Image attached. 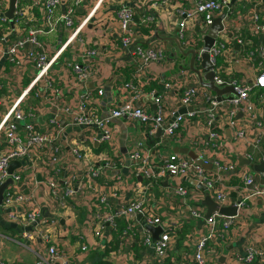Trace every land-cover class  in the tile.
<instances>
[{
	"label": "crops",
	"instance_id": "crops-1",
	"mask_svg": "<svg viewBox=\"0 0 264 264\" xmlns=\"http://www.w3.org/2000/svg\"><path fill=\"white\" fill-rule=\"evenodd\" d=\"M2 1V10L5 14L9 6V0ZM63 0L55 8L53 27L47 31L43 23V3L42 0H16L13 23H0V38L7 35L5 42L0 41V46H6L8 42L23 35L29 27H45L46 31L38 33V38L42 41L48 54H52L65 41L69 30H65L61 24V14L67 4L72 3ZM235 0L229 7L227 15L223 18V23L227 28V52L231 56L229 63L224 62L223 56H217L216 62L220 67L228 66L229 74L235 78L250 82L260 70V56L257 51L253 56L247 55L245 45L234 39L232 32L237 31L244 37L252 39L256 37L258 42L255 47L264 44V29H253L252 26L264 23V0L259 4L258 0H248L246 6L234 12L233 6L241 7L244 2ZM194 4L193 0H82L74 12V22L77 25L80 19L87 14L89 18L79 31L81 40L73 39L60 51L54 66L51 69L58 86L63 89V94L67 101L73 105L77 103L79 96L87 90L94 91L98 86H102L104 93L95 103L98 112L106 115L109 108L114 103H119L124 99L126 89L122 88L125 76L119 72L123 67L134 68L129 76V81H143L141 95L134 99L135 103L142 104L147 109L153 111L155 102L153 95L158 91H163V81H173L177 85L199 84L202 86L198 75L189 67V55L180 54L173 38L176 36V28L181 17L179 9H188ZM130 6L134 9V15L130 28L132 30L131 40L127 45L122 43L121 37L126 34L122 32L117 18V11L120 7ZM240 7V8H241ZM259 13V18L251 21L250 14ZM150 17V21H141L142 17ZM16 17V18H15ZM194 30L198 32L196 26ZM176 33V34H175ZM168 36V37H167ZM252 41H254L252 39ZM137 45L148 46L154 49L160 48L166 55L164 61H151L141 63L139 56L135 54ZM96 49L95 53H88L89 49ZM189 46H185V49ZM88 62L95 70V76H91L85 81L74 84L73 73L69 62ZM187 62L188 66H184ZM194 66L203 73L200 66V59H195ZM30 77V67L17 70L12 62L5 56H0V94L16 96ZM120 79V82L117 80ZM204 87V86H202ZM106 88L110 90L107 94ZM207 88V87H205ZM209 89V88H208ZM213 94L215 92L209 89ZM260 89L254 87L250 92V98L254 106V115L247 117L239 115V123L245 128L241 138H233V129L228 127L221 117L224 111L220 110L219 117L223 119L221 127H217V136L213 137L210 144H198L200 139H209V129L200 121L191 118L177 131L181 135V140L175 137L151 134L147 124L132 122L124 117H114L110 120L111 126L116 128V133L111 142H100L99 133L95 127H83L68 123V117L58 114L63 132L58 139L59 164L61 170L57 174L62 179L67 172L73 171L79 178L80 183L85 184L83 192L78 190L76 195L67 201V209L62 210L48 199L45 192L41 201V218L46 220V229L51 233L52 240L59 249L69 256L70 261L81 264H94L96 258H107L113 264H195L193 259L194 247L198 238L208 231L207 225L202 219H192L189 217L187 206L199 204L206 213L207 207L202 204L205 194L196 186L188 183L186 177L166 175L155 181V183L145 192L146 204L151 210V214L160 218L164 226L176 228L177 241L174 248L169 252L164 262L152 258V250L146 246H140L139 236L142 225L140 215L133 220V232H129L128 237L121 245L120 235L115 237L117 225L112 228L105 225L100 236L93 235V225L88 222L94 212L113 210L117 206L127 203L134 196V188L145 183L141 175H134L123 165L116 163V166H104L99 175L94 178L96 187L105 194L106 201L103 205L94 206V191L87 186L85 173L87 165L85 161L76 160L71 151L75 144H87L90 147L89 155L97 154L101 150L106 151L110 156L124 158V165L127 163L128 151L135 146L139 140L146 145L147 139L154 135L160 137L155 142V146L150 147L151 153L157 160L170 157L173 154L183 153L174 151L175 146H187L200 153L205 158L218 157L224 159L229 156L235 162V170L243 166H250V172L256 178L257 184L262 185L258 170L254 164L264 161V101L258 99ZM169 102L167 107L176 108V95L168 94ZM127 98V97H126ZM39 96L31 98L25 103V111H30L33 107L39 106L35 110L32 120L41 128H45L48 118L51 116L46 103H40ZM178 109V108H177ZM176 109V110H177ZM31 120V116L26 115ZM25 118V120H27ZM171 115L165 120L167 123ZM24 123H22L23 125ZM263 133L259 136L260 133ZM95 138V139H94ZM258 141L254 145L255 139ZM206 143V142H205ZM156 147V148H155ZM176 152V153H175ZM250 163H242L239 156L248 158ZM245 164V165H244ZM243 165V166H242ZM242 166V167H241ZM233 170V171H235ZM121 172L122 179L119 181L116 174ZM222 181L219 188L226 194V201L222 206H228L237 199V189L242 185L243 179L237 173L230 170L222 171ZM183 181V183H182ZM177 183L190 188L186 196L175 192ZM27 190H25V193ZM42 192V189H41ZM101 194V193H100ZM149 194V195H147ZM211 196V195H210ZM215 213V212H214ZM225 218V217H224ZM126 224L127 221L121 218ZM120 220V219H119ZM117 220V223L119 222ZM221 228V227H220ZM24 228L17 223L7 221L0 210V263L1 264H36L37 250L46 256V246L37 239L28 242L23 236ZM87 244L89 249L82 252L78 249L80 244ZM142 247L139 255L135 252V247ZM248 247L264 248V198L257 197L247 201L232 218L230 228L227 229L224 237L214 236L210 239L205 248V264H247L239 259L244 256ZM121 252V253H120ZM145 252L147 256H145ZM121 254V256H120Z\"/></svg>",
	"mask_w": 264,
	"mask_h": 264
},
{
	"label": "built area",
	"instance_id": "built-area-1",
	"mask_svg": "<svg viewBox=\"0 0 264 264\" xmlns=\"http://www.w3.org/2000/svg\"><path fill=\"white\" fill-rule=\"evenodd\" d=\"M80 1L82 0H73L72 3L67 4L61 14L62 27L69 31L65 41L52 54L46 52L42 41L38 38V33L45 32L47 26L49 27V29L47 27V31L52 29L55 8L63 0H42L45 27H29L23 35L11 40L6 46H0V56H5L17 70H23L28 65L30 67V77L16 96L0 94V184L9 175L13 179L12 185H9L4 192L0 210H2L7 221L17 223L24 228L22 236L28 242L39 239L42 245L46 246V256L37 250L36 264H81L70 261L68 254L59 249L52 240L51 233L46 229V220L41 218L40 213L41 201L39 200L42 199L44 192L53 203V207L56 208L57 206L65 210L67 209V201L75 196L78 190L83 192L85 188V184L80 183L78 176L70 169L62 179L57 176L61 170L58 139L63 132L61 123L56 117L58 114H63L65 117L67 115L66 118L70 124L95 127L99 133L98 140L106 143L111 142L116 133V128L110 124V120L114 117H124L132 122L147 124L151 134H154L157 128L161 126V135L169 138L173 136L180 140L181 135L177 132L179 128L184 125L185 121L195 118L209 129L207 132L209 139L198 140L199 145H206L210 144L212 138L217 136L216 128L221 127L223 119L226 125L233 129V138L243 137L245 128L239 123L238 114L247 117L254 115V106L250 98V92L254 87L263 91L260 92L258 99L264 101V44L253 47L251 38H246L237 32L233 33L234 39L245 45L247 55L253 56L254 52L257 51L261 60L260 70L250 82L235 78L229 74L228 66L220 67L217 62L215 63L214 82L216 84H231L235 91L231 97L219 101L216 99V94H213L205 86L202 87L203 85L199 86L196 83L181 86L173 81H163V91H157L153 95L155 109L151 111L144 105L134 102V99L141 95V86L144 82L130 80L122 83V88L126 89L125 98L119 103H114L106 115H101L95 106L97 100L104 93L103 87L100 85L96 86L94 91L87 90L82 93L77 99V103L73 105L71 101L66 100L63 89L56 83L51 69L58 54L67 43L73 39L81 40L79 31L88 20L89 14L82 17L77 25L75 24V7ZM193 1L194 4L190 8L179 9L181 17L178 21L177 38L184 47H193L196 50L195 59H200L203 34L207 31L214 17L230 0ZM258 1L259 4L263 2V0ZM134 12L132 7L124 5L117 11L120 29L122 32H126L121 37L124 45H127L131 40L130 24ZM250 17L251 21L255 22L259 18V13L253 12ZM151 19L147 16L142 17L141 21L147 22ZM5 20L7 17L4 15L0 0V21ZM197 25L198 32L194 30ZM252 27L253 29H264V23ZM188 28L194 32L189 36L185 33ZM226 32L227 28L223 23V29L219 31L215 45L209 51L213 62L219 55L224 57L226 64L231 60V56L227 52L229 38ZM6 38L7 35H3L0 41L5 42ZM95 51L94 48L87 50L88 53H95ZM135 54L139 56V60L143 64L166 59L162 49L142 45L136 46ZM68 64L71 65L74 84L95 76V70L88 62L72 61ZM184 66H188L187 62L184 63ZM168 94L176 95L175 105L177 107L174 109L167 107ZM32 95L34 97L39 96L42 99L40 103H46V107L51 112L45 128H41L32 120L35 110H38L39 106L33 107L28 112L25 111V103ZM181 106L187 107L186 110L174 115L178 110L177 108ZM189 106L192 108L188 109ZM220 110L224 111V115L221 116L223 119L219 117ZM26 115L31 116V120L27 119ZM170 115V120L164 123ZM22 123L24 124L22 125ZM263 133L261 132L258 137ZM257 141L258 138L255 139L254 145ZM71 151L76 160H84L85 165H87L83 175L86 178L87 186L94 191L93 194L96 197L94 206L103 205L106 201L103 196L105 193L96 187L94 181L104 166L112 167L118 163L126 166L130 173L141 175L145 179L143 185L134 188V196L130 201L113 210L94 212L88 222L93 225V235L100 236L105 225L108 224L114 228L117 219L124 218L127 221V227L120 235L119 244L121 245L128 237L129 232L134 231L133 220L140 215L142 225L140 231L137 232L138 238L143 245L152 250V258L160 262H164L169 252L174 248L177 241V229L164 226L160 218L151 214V210L146 204L145 192L155 181L166 175L195 178L206 186V191L209 192L211 198L222 206L227 197L225 192L219 188L222 181L221 173L230 170L243 179L242 185L237 189L239 197L234 200L237 213L247 201L257 197L264 198V169L258 170L261 179H263V184L258 185L253 173L250 172V166L242 165V168L235 170V162L229 156L224 159L218 157L208 159L197 152L204 162L211 161V168H205L196 163L185 153H177L157 160L151 153L150 147L141 140L137 141L135 146L128 151L125 165L123 157H117L116 160H113L112 156L104 150L92 154V156L89 155L90 147L87 144H75L71 147ZM12 160H19L20 164L16 165L9 173L7 168ZM38 174H40V179L37 177ZM116 177L121 181V172L116 174ZM25 190H27L26 193ZM190 190L182 183H177L175 186V192L182 196H186ZM187 211L190 218L202 219L207 225L208 231L198 238L193 253L195 264H205L204 252L208 241L214 236H219L220 233L224 237L227 229L230 228L232 218L237 214L226 218L215 212L205 218L203 207L199 204L187 206ZM145 224L160 226L162 231L155 242L152 241L151 233L146 230ZM134 234L133 232L129 236H134ZM78 249L85 252L89 247L83 243ZM145 256H147L146 252ZM239 257L241 261L247 264H264V248L248 247L245 255Z\"/></svg>",
	"mask_w": 264,
	"mask_h": 264
},
{
	"label": "water",
	"instance_id": "water-1",
	"mask_svg": "<svg viewBox=\"0 0 264 264\" xmlns=\"http://www.w3.org/2000/svg\"><path fill=\"white\" fill-rule=\"evenodd\" d=\"M235 0H230L229 3L225 6H223L221 12L214 17L212 20L210 26L208 27L207 31L202 36V51L200 53V66L202 68L203 73L200 72L196 66H194L195 57H196V50L193 47H189L185 49L183 45H181L179 39L174 35L170 36L168 38H173L174 42L180 52V54L187 56L189 55V67L198 75L199 81L201 85L213 90L216 94V99L221 101L225 98L231 97L235 91L233 89V86L231 84H216L214 82V75H215V63L216 61H212L210 57V49L215 45V42L218 38L219 31L223 29V22L222 19L227 15L229 7L233 4ZM15 2L16 0H9V6L7 10L5 11V14L9 18L10 23H13V17H14V11H15ZM198 29V25L196 26ZM178 28H176L177 32ZM176 34V33H175ZM107 94L110 93V90L106 88ZM187 107L181 106L178 108V110L174 113L177 114L178 112H183L186 110ZM192 107L189 106L188 109H191ZM173 115V117H174ZM240 115V113L238 114ZM156 135L162 134V127H158L156 132ZM174 151L176 152H183L189 157H191L196 163L201 164L205 168H211L212 164L211 161L204 162L202 157L192 148H189L187 146H175ZM239 160L242 163H250L251 160L248 158H244L239 156ZM19 160H12L9 163V166L7 168L8 172L10 173L12 169L19 165ZM254 167L256 170H262L264 169V161L260 163H255ZM215 168V167H214ZM38 179H40V174L37 175ZM189 184L196 186L202 191H206V186H204L200 181H198L195 178H190L187 180ZM13 179L9 175L6 179L2 181L0 184V205L2 204V199L5 190L9 185H12ZM202 204L207 207V211L205 213V218L209 217L212 213L217 212L218 214L227 217H231L237 214V208L232 202L228 206H220L217 202H215L209 194H205L204 199L202 200ZM146 230L151 233L152 241L155 242V240L158 238L159 233L162 231L160 226H154L151 224H145Z\"/></svg>",
	"mask_w": 264,
	"mask_h": 264
},
{
	"label": "trees",
	"instance_id": "trees-1",
	"mask_svg": "<svg viewBox=\"0 0 264 264\" xmlns=\"http://www.w3.org/2000/svg\"><path fill=\"white\" fill-rule=\"evenodd\" d=\"M68 2H73V1H68ZM16 18V17H15ZM0 23H2V24H8V19L7 20H5V21H0ZM238 32V30L237 31H234V32H232V33H237ZM250 36V35H249ZM248 36V38H250ZM252 39L254 40L253 41V47H255V45H256V43L258 42V40H257V38L256 37H253L252 36ZM134 70V68L132 67V68H130V67H123L122 69H120V74L122 75V76H125L124 77V80H123V82H125V81H129V76H131V73H132V71ZM129 72H130V74H129ZM129 74V76L128 77H126L127 75ZM121 80L120 79H118L117 80V82H120ZM159 138L160 137H158V136H154V135H152V136H150L148 139H147V141H146V143H147V145L148 146H150V147H154L155 146V142L157 141V140H159ZM156 148V147H155ZM112 159L113 160H116L117 159V157L115 156H112ZM182 183H183V181H182ZM120 219V220H119ZM119 219H117V220H119V222L116 224L117 225V231L116 232H114V236L115 237H117V236H119V235H121V233H122V231L123 230H125L126 229V227H127V224L121 219V218H119ZM140 240V239H139ZM139 244H140V246H145V245H143L142 244V242H141V240L139 241ZM142 247H139V246H136L135 248V252L139 255V251H140V249L142 248ZM94 258H96V261H95V263L94 264H113L112 262H110L109 260H107V258H104V257H94Z\"/></svg>",
	"mask_w": 264,
	"mask_h": 264
},
{
	"label": "rangeland",
	"instance_id": "rangeland-1",
	"mask_svg": "<svg viewBox=\"0 0 264 264\" xmlns=\"http://www.w3.org/2000/svg\"><path fill=\"white\" fill-rule=\"evenodd\" d=\"M238 1H242V2H244L243 3V5H242V7H241V4L239 3V7H235V6H233V10H234V12H236L237 10H241V9H243L245 6H246V3L248 2V0H238ZM238 1L235 3V5L238 3ZM246 2V3H245ZM248 3H247V7H248ZM241 7V8H240ZM185 33H186V35L187 36H189L190 34H193L194 32H193V30H191V29H186L185 30Z\"/></svg>",
	"mask_w": 264,
	"mask_h": 264
}]
</instances>
